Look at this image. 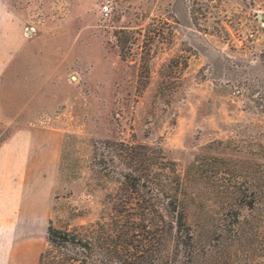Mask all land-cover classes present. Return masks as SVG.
I'll return each instance as SVG.
<instances>
[{
	"label": "rangeland",
	"instance_id": "374dc122",
	"mask_svg": "<svg viewBox=\"0 0 264 264\" xmlns=\"http://www.w3.org/2000/svg\"><path fill=\"white\" fill-rule=\"evenodd\" d=\"M263 78L264 0H0V142L23 126L62 135L45 210L31 195L28 223L0 231V264H37L48 221L109 223L117 184L93 159L105 141L175 163L192 264H264V117L247 94ZM234 212L255 228L230 242Z\"/></svg>",
	"mask_w": 264,
	"mask_h": 264
},
{
	"label": "trees",
	"instance_id": "16d2710c",
	"mask_svg": "<svg viewBox=\"0 0 264 264\" xmlns=\"http://www.w3.org/2000/svg\"><path fill=\"white\" fill-rule=\"evenodd\" d=\"M247 94L250 110L264 117V78L249 82ZM93 159L117 184L110 196L109 223L68 230L48 221L46 246L37 264H192L197 256L196 240L187 222L184 189L175 163L167 161L160 149L125 141L98 143ZM218 160L208 158L204 166ZM213 169V174H219L218 167ZM255 190L251 191L254 196L261 193ZM252 200L241 208L254 210L260 201ZM230 214L222 220L230 242L239 241L244 230L255 228L239 213ZM226 257L230 263V255ZM210 262L216 263L217 258L211 257Z\"/></svg>",
	"mask_w": 264,
	"mask_h": 264
},
{
	"label": "crops",
	"instance_id": "0c3cea01",
	"mask_svg": "<svg viewBox=\"0 0 264 264\" xmlns=\"http://www.w3.org/2000/svg\"><path fill=\"white\" fill-rule=\"evenodd\" d=\"M1 118V117H0ZM61 129L17 127L0 142V231L29 221L39 204L45 210L47 188L61 143ZM47 174V178H45ZM40 188V189H39ZM6 241L4 240V243ZM5 263V259L2 261Z\"/></svg>",
	"mask_w": 264,
	"mask_h": 264
},
{
	"label": "built area",
	"instance_id": "2783aa9c",
	"mask_svg": "<svg viewBox=\"0 0 264 264\" xmlns=\"http://www.w3.org/2000/svg\"><path fill=\"white\" fill-rule=\"evenodd\" d=\"M110 14V7L108 4H104L102 7H100V15L102 17H108ZM29 33H31V31H28Z\"/></svg>",
	"mask_w": 264,
	"mask_h": 264
}]
</instances>
